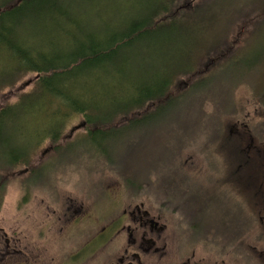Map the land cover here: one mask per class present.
<instances>
[{"label": "trees", "instance_id": "1", "mask_svg": "<svg viewBox=\"0 0 264 264\" xmlns=\"http://www.w3.org/2000/svg\"><path fill=\"white\" fill-rule=\"evenodd\" d=\"M123 1L0 0V203L11 171L26 173L43 143L56 159L78 141L114 135L93 153L109 159L127 132L152 117L160 125L159 114L225 66L233 65L222 91L244 86L264 107V0ZM140 44L199 45L141 67L137 80L129 60L142 62ZM27 74H35L31 90L1 104V92ZM77 115L83 132L62 143ZM33 168L37 177L44 167Z\"/></svg>", "mask_w": 264, "mask_h": 264}, {"label": "rangeland", "instance_id": "2", "mask_svg": "<svg viewBox=\"0 0 264 264\" xmlns=\"http://www.w3.org/2000/svg\"><path fill=\"white\" fill-rule=\"evenodd\" d=\"M117 2L119 7L125 5L123 0ZM178 21H183V18ZM176 25L178 24L172 26ZM261 29L264 34V22ZM197 45L199 44H140L142 62L138 65L139 61L131 59L129 66L137 73L134 76L139 80L143 72L141 67L154 65L160 68L165 59L182 49L188 50ZM2 60L5 61V58ZM235 62L233 60L229 64ZM2 65L0 64V69ZM232 66L223 67L212 76L211 82L208 80L200 88L187 94L173 110L168 109L159 114L158 118L163 117L159 121L160 125L152 117L150 122L138 127V134H133L131 130L127 132L128 137L121 140L120 150H115L109 159L104 156L95 157L93 153L114 145V135L108 134L98 141L91 138L88 143L78 141L56 159L50 154L48 142L43 143L35 152L26 173H23L24 167H19L11 171L9 180L6 177L8 184L0 203V264H117L120 242L119 234H116V219L122 207L129 210L127 198L130 196H138V201L143 202L144 208L156 218L160 213L156 208L162 203L164 207L178 211L175 212L178 214L177 221L173 211H169L167 217L162 214L158 220L159 225L167 228L157 235L156 247L165 248V252L169 253L175 244L176 230L182 232L181 226L188 228L189 232L192 228L198 230L196 212L193 218L188 219L190 224L180 225L179 221L184 203L191 198L181 187L185 184V173L198 180V183L206 184L204 177L220 170L222 182L217 184L221 186L220 192L227 196L229 193L235 195L230 205L235 208L237 220L232 226L236 229L243 216L242 210L238 208L243 206V203H239L241 201L249 200L246 207L247 218L251 217L253 206L257 218L264 216V208L260 205L264 201L257 197V192L264 191V162L260 163L257 159L259 156L256 158L250 155V163L244 164L242 169L250 170L251 176L246 183L244 177L232 182L227 171L244 162L243 154L238 152L235 158L228 156L229 152H221L222 141H216L222 137L221 134L218 137V134L223 129L230 138L229 142L243 144L241 141L245 137L241 132L240 122L247 123L251 130L253 128V136L256 134L254 127L259 133V126L256 125L264 122V112L256 109L247 88L237 87L231 91L232 94L228 90L222 91L221 84L225 83ZM34 79L35 74H27L15 87L3 90L1 104H11L22 93L30 91ZM130 82L127 80L126 83ZM207 95L215 101L207 99ZM204 97L207 100L204 101ZM71 119L66 124L62 143L83 132L82 117L77 115ZM262 132L264 136V128ZM82 148H87L90 153H79L84 151ZM255 150L259 149L253 148L252 152ZM33 167L44 168L36 177V174L31 176ZM149 169L154 170L155 174L151 186L154 202L143 199L146 193L142 191L145 186L150 185L147 177ZM202 170H206L204 177ZM132 173L135 176L131 177ZM207 178L212 179L210 176ZM214 184L212 182L211 187ZM194 190L195 188L191 189L192 192ZM193 194L195 196L194 192ZM256 201L259 203V210L255 208ZM223 208L221 205L210 206L209 216H218V226L224 221L223 217L228 215V209ZM126 224L131 228L138 226L137 222ZM228 226L227 223L225 227ZM263 232L264 218L261 223H252L247 231L250 243L259 249L264 247V241L257 243L254 238ZM124 236L127 237L125 233ZM109 237L111 239L105 243ZM125 242L127 243V239H124L123 244ZM254 261L253 264L259 263L255 257ZM156 263L163 264L159 261Z\"/></svg>", "mask_w": 264, "mask_h": 264}, {"label": "flooded vegetation", "instance_id": "3", "mask_svg": "<svg viewBox=\"0 0 264 264\" xmlns=\"http://www.w3.org/2000/svg\"><path fill=\"white\" fill-rule=\"evenodd\" d=\"M256 109H259L262 113L264 112V107L262 106L256 105ZM258 126L260 134L254 127L256 134L253 136V132L251 133L253 128L251 130L247 123L240 122L241 132L245 137L241 141L243 144L239 142L237 144L236 142H229L230 138L225 135L226 132L223 129L218 134V137L220 134L222 136L216 140L222 141L223 148L221 149V152H229L228 156H234V158L238 155V152L243 154L242 159L244 162L235 166L236 168L234 167L227 171V175L231 178L232 182H236V179L244 177L243 180L244 183H246L247 178L251 176L250 170L242 169L244 164L247 165L250 163V155L255 156L256 158L259 156L257 159L260 163L264 162V136L262 134L264 122L256 125V127ZM244 144L246 145L245 147ZM252 147L254 149L258 148L259 150L252 152ZM248 151L249 153L251 151V153L247 154L246 152ZM234 158L232 161H234ZM153 171L154 170L151 169L148 170L147 177L150 185L148 187L145 186V190L142 191L146 193V196H144L143 199L147 198L150 202H154L153 198H155L152 191L153 188H151L155 176ZM202 171V176L204 177L206 170ZM219 171L220 170H216L213 175L207 176L212 177V179L204 177L207 180L206 184L198 183V180L187 176L186 173L183 175L184 179H186L184 181L185 184L181 187L189 193L191 198L184 203V210L181 212V218L179 219L180 225L182 223L190 224L188 219L193 218L196 212L198 215L196 218V226L198 230L195 231L191 227L192 231L189 232L188 228L184 229L181 226L182 232H177L176 230L175 244H173L174 246L169 253L165 252V248L162 249L156 247V242L158 241L157 235L164 232L167 228V226L159 225L158 220H160L162 214L167 217V215H169L168 212L173 210L168 209L167 206L164 207V203H162L160 207L156 208V210L158 209L160 212L159 216L156 218L151 215L149 210L144 208L143 202L138 201V196L128 197L129 210L126 211L125 208L122 207L121 213L116 219L118 226L116 234H119L118 241L120 242L117 250V264H152L153 261L154 264L158 261L159 263L163 262V264H253L255 262L254 257L259 260L258 264H264V247L259 249L257 246L252 245V242L250 243V234L247 233L251 224L256 221L261 223L264 216H258L257 218L253 206L251 209V217L247 218L246 207L249 200L241 201L239 203H243V206H238V208L242 210L243 216L238 223L239 228L236 229L233 227L232 225L237 219L234 213L235 208H231L230 204L233 203L232 201L234 200L235 195L234 193H229L227 196L224 192H220L221 186L217 185L222 182ZM221 171L223 172L224 170ZM262 172L264 173V168L262 169ZM212 182L215 184L211 187L210 184ZM222 186H224V184ZM193 188H195L193 191L195 196L191 191ZM248 192L250 193V191ZM263 195L264 191H260V193L257 192V197H261L264 201ZM258 204L259 203L256 201L255 208L259 210ZM217 205L224 207L223 210H225V208L228 209V215L223 217L224 221L220 226L217 225L219 223L218 216L217 218L209 216L210 206L215 207ZM260 205L261 208H264V202H261ZM175 212L178 211L176 210ZM177 215L178 214L175 213L174 217L176 221L178 219ZM127 222H137L138 226L136 228H131L126 224ZM224 222H226V224L228 223V228L225 227L226 224ZM139 229L141 232H139ZM124 233L127 237L124 236ZM109 239H111V237L106 239L105 243ZM124 239H127V243L125 242L126 246L123 244ZM254 241L257 243L259 241H264V232L263 234H257ZM173 242H171V244Z\"/></svg>", "mask_w": 264, "mask_h": 264}]
</instances>
